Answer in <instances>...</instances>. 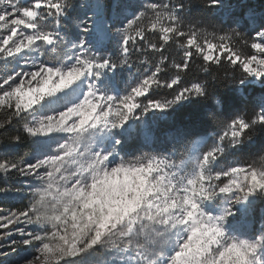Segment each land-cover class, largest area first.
Listing matches in <instances>:
<instances>
[{"label":"snow or ice","instance_id":"6c2138e0","mask_svg":"<svg viewBox=\"0 0 264 264\" xmlns=\"http://www.w3.org/2000/svg\"><path fill=\"white\" fill-rule=\"evenodd\" d=\"M8 197L0 264H264V0H0Z\"/></svg>","mask_w":264,"mask_h":264},{"label":"trees","instance_id":"16d2710c","mask_svg":"<svg viewBox=\"0 0 264 264\" xmlns=\"http://www.w3.org/2000/svg\"><path fill=\"white\" fill-rule=\"evenodd\" d=\"M164 127H165V125H163V124H161V125L158 126V134H160L161 136H162ZM135 149H136V144L135 143H132V144L128 145L125 148V151L126 152H133V151H135ZM28 150H29L28 148L22 147L18 151H19V153L21 155H23ZM23 204H24V202H22V201H16V200H14L13 197L0 198V213H3L5 211H8V210H10L12 208L22 207ZM260 207H264V204H258V210H257V214L255 216L256 218H257V216L260 217V214H259V208ZM257 219H260V218H257Z\"/></svg>","mask_w":264,"mask_h":264},{"label":"rangeland","instance_id":"374dc122","mask_svg":"<svg viewBox=\"0 0 264 264\" xmlns=\"http://www.w3.org/2000/svg\"><path fill=\"white\" fill-rule=\"evenodd\" d=\"M253 2H257V0H253ZM21 155V154H20ZM14 198V197H13ZM14 200H16V201H20V199L19 198H14ZM22 202H24V204H26L27 203V200H24V201H22ZM19 206V205H18ZM7 211H5V212H3V213H6ZM256 216V215H255ZM257 218H260V217H258L257 216ZM256 217H254L253 218V223L257 226V227H259L260 226V219H257Z\"/></svg>","mask_w":264,"mask_h":264}]
</instances>
